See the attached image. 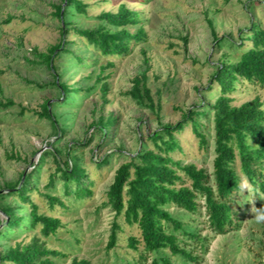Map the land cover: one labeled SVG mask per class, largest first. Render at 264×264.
Returning <instances> with one entry per match:
<instances>
[{
	"label": "rangeland",
	"instance_id": "rangeland-1",
	"mask_svg": "<svg viewBox=\"0 0 264 264\" xmlns=\"http://www.w3.org/2000/svg\"><path fill=\"white\" fill-rule=\"evenodd\" d=\"M80 1L87 6L84 14L66 7L63 0H0V99L14 103L6 110L0 109V190L6 183H15L21 174H32L30 201L39 214L61 222L54 235L42 238L39 227L32 229L27 224L29 207L15 196L5 197L0 205L14 207L22 217V225L0 237V251L40 237L49 249L62 254L52 259L54 264H71L73 259L91 264H150L152 259L165 256L172 264H264V222L255 220L257 210L264 211V204H257L256 197L247 192L234 197L239 228L226 235H216L209 229L200 198L195 214L171 205L166 208L182 224V230L175 233L179 245L197 258L196 262L171 256L167 250L145 253L141 244L137 250L129 248L128 238H140V231L136 225H127L122 215L115 217L106 196L116 169L141 149L156 151L150 134L162 125L181 121L188 110L205 112L197 120L206 146L199 145L188 123L174 134L179 148L170 156L181 166L193 164L203 169L213 186L210 107L219 95V87L210 80L221 62L233 64L247 50L250 42L243 47L239 43L251 21L264 28V0ZM58 5L66 7L68 45L52 60V70L36 54H47L62 37L63 22L55 15ZM120 5L139 13L146 39L132 43L128 55L104 58L74 29H95L104 24L97 18L100 13H115ZM128 29L133 33L137 26ZM211 29L221 38L218 44L213 41ZM108 61L113 67L104 73L109 74L104 103L101 83L96 78ZM144 70L153 101L160 107L157 113L127 95L132 79ZM54 78L56 84L68 86L65 96L54 85ZM230 97L233 106L259 97L264 110V88L244 80L236 83ZM46 101L51 103L52 118L40 116ZM108 117L115 121L106 130L95 126L99 118ZM52 150L58 151V163ZM66 161L68 166L76 163L84 169L90 196L65 195L60 180L54 189L46 188L50 175L57 166L65 168ZM178 174L189 186L182 172ZM45 194L57 197L64 206H49ZM3 220L0 212V230ZM114 222L119 225L116 242L107 249ZM182 231L195 233L202 241Z\"/></svg>",
	"mask_w": 264,
	"mask_h": 264
},
{
	"label": "trees",
	"instance_id": "trees-1",
	"mask_svg": "<svg viewBox=\"0 0 264 264\" xmlns=\"http://www.w3.org/2000/svg\"><path fill=\"white\" fill-rule=\"evenodd\" d=\"M63 3L66 7H73L79 14H84L87 7L80 0H63ZM65 8L61 5L55 7L56 17L63 22L60 28L62 37L59 43L52 46L47 54H36L41 62L52 70H54L52 60L59 54L58 52L66 51L65 47L68 45L65 39L68 34L65 28L67 25L64 22ZM97 18L104 24L95 29L74 30L104 58L128 55L132 43L139 44L146 39L139 13L128 9L125 5H120L115 13L102 12ZM135 26H137L136 31L130 32L128 28ZM211 35L214 43L218 44L221 38H217L212 29ZM183 41L186 43V39ZM245 42H250V45L239 59L233 64L221 62L210 80L219 87V95L210 107L213 114L214 131L213 186L210 185V178L203 169L193 164L181 166L180 162L174 161L170 156V153L179 148L174 134L180 132L188 123L191 124L199 145L206 146V138L201 133L197 120V116L205 115L204 111L199 113L188 110L183 114L182 120L176 124L162 125L159 130L148 137L153 142L156 151L141 149L116 169L113 181L106 193L107 204L115 217L122 215L127 225L138 227L140 238H128V246L132 250H137V246L141 244L145 253H159L167 250L171 256H180L186 261L196 262L197 258L192 257L190 252L179 245L175 233L182 230V224L173 218L166 208L171 205L189 214H195L198 212L197 200L200 198L203 201L209 229L216 235H226L239 228L237 211L233 209V203L234 197L239 194L237 185L240 182V175L247 176L254 185H259L261 192H264V110L262 102L259 97H255L239 106H233L230 97L239 80L264 88V28L251 21L246 36L241 37L239 46L243 47ZM111 67L113 63L110 61L101 66L96 78L97 83H101L100 90L104 103L108 90L106 81L109 78V74L104 75V73ZM54 85L63 96L69 92L68 86L56 84L55 78ZM127 95L138 105L151 111L157 113L160 109L159 105H155L147 87L145 70L132 79V87ZM13 105L10 99H0L1 110H6ZM50 107L51 103L46 101L40 116L50 118ZM114 121L112 117L106 120L99 118L95 126L104 131ZM52 124L55 127L53 120ZM57 154V150L51 151L56 163H58ZM17 160H20L19 157ZM104 162L105 159L101 161V163ZM237 162L240 173L236 168ZM64 165L65 168L57 166L56 172L50 175L46 188L54 189L56 181L60 180L65 195L72 193L77 198L90 196V184H85L84 169L76 163L68 166L67 161ZM178 171L182 172L190 182L189 186L184 185ZM71 185L75 186L73 192ZM31 190L32 174L25 176L21 174L15 183H6L0 190V201L5 197H17L22 204L29 207L28 226L32 229L39 227L41 237L48 238L57 232L61 227V222L57 218L38 213L37 206L30 201L29 192ZM4 191L6 193H3ZM44 197L51 207L54 204L64 206L57 197L46 194ZM255 197L257 204H264V200H261L258 195ZM0 212L4 215L1 223L3 227L0 230V237L3 238L11 230L22 225V217L18 215L14 207L9 205H0ZM118 230L119 225L114 222L107 249L115 245ZM182 232L193 240L202 241L195 233ZM60 256H62L60 252L49 249L40 237H33L27 244L18 243L0 251V264H54L52 259ZM144 259V256H141V260ZM71 264L91 263L84 259H73ZM150 264L172 263L170 258L165 256L152 259Z\"/></svg>",
	"mask_w": 264,
	"mask_h": 264
},
{
	"label": "clouds",
	"instance_id": "clouds-1",
	"mask_svg": "<svg viewBox=\"0 0 264 264\" xmlns=\"http://www.w3.org/2000/svg\"><path fill=\"white\" fill-rule=\"evenodd\" d=\"M249 143L251 144V140L249 138ZM258 147V146H256ZM238 192L240 194H243L247 192L248 195H253V196H259L261 200H264V192L260 191L259 185L256 184L254 185L248 178L247 176H241L240 182L237 185ZM256 222H264V211L257 210V214L255 216Z\"/></svg>",
	"mask_w": 264,
	"mask_h": 264
}]
</instances>
